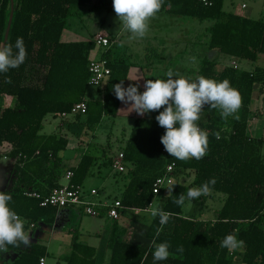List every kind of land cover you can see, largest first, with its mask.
<instances>
[{"label":"trees","instance_id":"1","mask_svg":"<svg viewBox=\"0 0 264 264\" xmlns=\"http://www.w3.org/2000/svg\"><path fill=\"white\" fill-rule=\"evenodd\" d=\"M207 1L209 4L201 0H164L158 13L212 21L206 29V49L216 56L223 54L240 62H253L260 54L264 55L263 19L226 12L224 0ZM86 4L92 8L101 5L113 8L112 0H12L13 16L6 43L14 46L16 39L22 37L27 57L19 67L0 73V98L13 100L11 105L0 103V149L8 145L7 151H0V158L6 156L19 161L14 165L11 186L0 191L12 196L9 207L27 221L25 230L29 222L51 224L57 210L41 206L40 199L25 196L24 189L31 187L45 195L58 187V152L66 148L68 140L60 134H44L40 130L47 114L68 113L74 103L84 99L89 53L95 44L92 40L64 42L61 35L68 18L78 14L76 8ZM10 11L11 0H0V44L4 42ZM110 55L108 51L102 54L110 69L102 99L86 100L83 114L89 126L98 124L104 116H115L118 110L120 100L113 85L120 80L125 83L130 64ZM217 62V57L204 55L198 76L217 81L228 79L242 96L241 114L238 119L233 116L222 119L219 109L205 106L198 121L199 127L209 134L205 157L181 161L164 155L160 137L165 129L156 121L157 115L137 117L121 147L128 181L118 197L121 205L118 209H147L154 197L152 183L169 163H174V172L191 175L188 183L174 182L172 194L160 196L157 207L172 213L167 224L161 226L157 216L143 231L152 243L168 241L172 255L164 261H154V244L149 248L133 244L128 240L126 228L116 226L106 242L107 264H233L237 250L221 247L228 234L244 241L242 264H264V139L247 132L254 85L258 84L259 93L264 92V67L241 69L225 65L217 70ZM38 68L43 71L40 77H37ZM5 77H10L12 82L5 83ZM94 159L91 154H82L77 165L70 169L69 184L80 186L90 174ZM211 178L216 179L211 194L221 195L222 201L214 210L213 220L193 214L184 217L181 214L184 204L177 205L174 200ZM157 229H161L159 236ZM179 245L183 246V253L176 252ZM70 246L65 264L95 263L94 249L78 242L75 235ZM9 250L20 252L11 264H37L38 258L46 255L45 246L38 243L20 248L9 246Z\"/></svg>","mask_w":264,"mask_h":264},{"label":"rangeland","instance_id":"2","mask_svg":"<svg viewBox=\"0 0 264 264\" xmlns=\"http://www.w3.org/2000/svg\"><path fill=\"white\" fill-rule=\"evenodd\" d=\"M242 3L246 5L245 8L241 7ZM262 5L264 6V0H224L223 10L226 12H237L252 18L262 17V19H264V13H261V10L263 9ZM76 10L79 11L78 14L72 15L68 18V24L64 31L68 32V34L75 32L80 36L79 38L84 39L95 38L97 33L108 35L111 44L106 51L109 52L110 50V54L113 58L123 59L128 63H132V66L135 65V68L139 67V69L142 70V73H144V81L145 79H166L167 77L165 73L169 68L181 75L195 79L198 76L197 70L200 66V60L204 55L217 57L218 62L215 66L217 70L225 65H235L237 68L241 69H251L254 66L264 67V55L262 54H260L253 62L237 61L235 63L234 60L228 61V58L226 59L219 57V55H213V52L207 50L206 42L208 39V33L206 29L212 24V21L209 20L200 21L193 17L177 16L166 12H160L150 21V30L146 37L143 39L132 40L129 39L130 34L121 28L113 8L108 7L107 5L92 8L90 4H86L78 6ZM65 37L66 34L63 38L65 39ZM192 57H195V62L192 61ZM152 65L157 68L151 70L150 67ZM36 72L37 77H40L43 74V71L40 68H38ZM258 88V84H255L250 109L247 114V132L250 136L261 137L264 139V92L259 93ZM91 92L93 93V97H95L97 96L98 90L94 86H89L87 96H92L90 95ZM10 101L13 102L12 99L5 96H1L0 98V103L2 105H11ZM240 114L241 108L236 115L240 116ZM112 119V117H108L102 122V124L96 127L82 124L81 126L75 127L71 133L70 131L65 130V132H67L66 137H68L66 153L69 154L70 152H76L80 155L87 151L88 153L94 154L98 151L97 147H95L97 146L96 144H100L110 133L118 136L120 139V119ZM128 122L130 121H127V124ZM61 124H63L62 118L47 114L42 121L41 132H62L56 130ZM90 137L93 139V144L89 150L86 149L84 151L88 146L86 142ZM79 143L80 145L78 146ZM7 149L8 145H5L0 151L3 152ZM112 150H116L115 145L112 147ZM262 152L264 154V145ZM12 167L13 160L11 158L2 157L0 159V189H8L11 186L12 183L9 182L12 180V177L10 176H13ZM118 176L119 175L114 170L109 171L106 169L104 177L107 189L104 190V192L102 190L100 191L99 196L101 199L104 200L107 198V201H111V198L118 193L119 189H116L115 182L117 179L121 180V183L123 182V177L121 176L119 178ZM190 178V174H178L173 171L169 177H166L164 187L160 189V193L157 195L158 197L156 196L158 198L157 200L159 201L160 196L163 197L168 193L167 188L174 182L188 183ZM93 179L95 180L93 186L103 189L101 188L103 179L98 178V176H95ZM121 183L118 182L120 186H122ZM84 188L89 190L90 184L87 183ZM88 199L91 201L97 200L95 196H90ZM221 204L220 195L210 193L204 196V200H202V196L196 200L188 199L182 206L181 214L184 216H190V214H193L196 215L197 218H209L208 221H211L210 218H212L213 211L219 208ZM73 209L75 212H80L82 217V228L89 223L91 230L97 231L100 229L99 225L102 223V220H104L102 219L103 217H100V215L88 216L84 214L80 208L73 207ZM138 213V211H127L123 216L122 221L126 222L129 219L128 217H137L138 215L148 217L149 220L151 219L150 214ZM201 213H206L208 216L203 217L201 216ZM77 222L78 221L72 222L70 226L76 228ZM81 231L80 228V232ZM83 232L84 231L79 235L80 240H83L85 237V235L83 236ZM53 233L49 241L50 244L47 248L45 264H63V261L58 259V250L68 247L71 232L65 229L64 232L57 235L56 232L55 234ZM242 251V247L237 249L233 264H242L240 262ZM2 255L3 253H0V264H7V261H5L6 258L4 259ZM56 261H58V263ZM98 263L101 264L100 261ZM103 264H106V261Z\"/></svg>","mask_w":264,"mask_h":264},{"label":"clouds","instance_id":"3","mask_svg":"<svg viewBox=\"0 0 264 264\" xmlns=\"http://www.w3.org/2000/svg\"><path fill=\"white\" fill-rule=\"evenodd\" d=\"M164 0H112L114 12L121 28L130 34L129 39H143L150 30V21L161 10ZM15 48V51L13 50ZM27 51L22 37H18L15 45L0 44V73H7L9 69L19 67L24 63ZM195 62V57L191 58ZM166 79H145L143 88L139 91L140 79H132L137 83L124 86V80L113 85L116 98L129 105V112L135 111L138 115H144L150 111H159L155 117L159 126L164 128V134L160 137L166 152L175 159L188 161L200 160L208 154V132L199 127L200 114L205 106L219 109L222 119L236 115L242 106V96L234 88L228 79L217 81L204 76L195 79L181 75L169 68L165 73ZM129 80V79H128ZM11 78L5 77V83L10 84ZM215 178L204 182L200 187L189 188L186 196L179 194L174 200L177 205H183L185 199H197L202 195H208ZM171 184L168 195L172 194ZM12 196L8 192L0 191V253L9 251V246L20 248L21 245H31V235L25 230L27 221L9 207ZM151 217H159L161 226L167 224L172 213L154 207ZM161 229H157L159 236ZM154 244L152 253L154 261H164L169 258L170 243L164 241ZM244 245L243 240H238L235 234L226 235L221 241V247L229 251H235ZM182 245L177 246L176 252L183 253Z\"/></svg>","mask_w":264,"mask_h":264},{"label":"crops","instance_id":"4","mask_svg":"<svg viewBox=\"0 0 264 264\" xmlns=\"http://www.w3.org/2000/svg\"><path fill=\"white\" fill-rule=\"evenodd\" d=\"M242 4H244V3H242ZM242 4H241V7H242ZM245 7H246V5H245ZM245 7H242V8H245ZM262 8L263 9L261 10V13H264V6L263 5H262ZM235 13H237V12H235ZM238 14H240V13H238ZM242 15H244V14H242ZM260 18L262 19V17H260ZM64 30H63L62 35H61V40L64 42L88 41V40L93 41V39H94V38H91V39L79 38L80 36H78L77 33L74 32V33L68 34V32H66ZM65 34H66V37L64 39L63 37ZM98 34L99 33H97L96 35H98ZM103 53H104V51L101 48L95 46L94 49L90 51L89 58H98V57L102 56ZM109 54H110V50H109ZM214 54L215 53H213V55ZM219 57L226 58V59L228 58V61L234 60L235 63L238 61L235 58H232L230 56L223 55V54L219 55ZM110 58L115 59L111 55H110ZM129 64H130V67L128 69V74H127V78L125 80L124 86L127 87L130 83H132V84L137 83L136 81H130L132 79H140L138 81L139 91L142 92L144 90V88H143L144 73H142V70L139 69V67L135 68L134 67L135 65L132 66V63H129ZM156 68L157 67L156 66L153 67V65L150 67L151 70H155ZM104 85H105V83H103L101 85V87H97L95 85H88V87L89 86L96 87V89L98 90L97 96L93 97L92 92L90 93V95H92V96H87V90H88V87H87L85 94H84V100L102 99V91H103ZM8 104H10V103H8ZM11 104H12V102H11ZM128 107H129V105H126L120 101L116 115L115 116H108V117H112L113 118L112 120H114V118L120 119V122H121L120 123V125H121V131H120L121 138L119 139L118 136L110 133L107 137H105L103 139V141L100 144H96L97 146H95V147H97L98 151H96L94 154L88 153L87 151L82 153V154H84V153L91 154L95 158L93 165L90 169V174L84 179L83 183L80 185V191L83 194L85 199H88L90 196H95L99 202H101L102 204H106V205H110L113 200L118 199L120 193L124 190V187H125L128 179L124 175V172L126 170L124 172H118L112 168L111 159L113 158L114 155H116V153L119 150H121V147L123 146L125 140L127 139L129 132H130V130L134 124V121L137 117H147V116H151V115H158L159 111L163 110V108H161L160 110L150 111L149 113H146L144 115H138L135 111L129 112L130 109H128ZM59 117L62 118L63 124H61L59 126V128H56V130H60L62 132H54V131L49 132V133L44 132V131L41 132L42 128H41L40 132L44 133V134H51V133L52 134L53 133L54 134H60V135L64 136L65 138H67V140H68V137H66L67 132H65V130L70 131V133H71L75 129V127L81 126L82 124H84V125L86 124L85 123V117L86 116L83 113L70 114V115H67L65 117H62L59 115ZM108 117L104 116L98 124H92V125H90V127H96V126L102 124V122ZM127 121H130V122H128V124H127ZM86 126H89V125L86 124ZM84 131H86V130H84ZM92 141H93V139L91 137L87 140L86 144L88 146L84 149V151L86 149L87 150L90 149V147L93 144ZM79 145H80V143L78 144V146ZM114 145L116 147L115 151L112 150V147ZM67 146H68V143H67ZM67 146H66V148H67ZM66 148L64 150L58 152V156L60 157V165H59V170H58L59 178L57 181L58 186L59 185H65L68 182V179L65 177L66 170H70L72 167L76 166L81 155H82V154L78 155L76 152H74V153L70 152L68 154V153H66ZM5 151H7V150H5ZM163 154L169 155L165 149L163 150ZM3 157H6V156H3ZM8 158H10V157H8ZM11 159L13 160V167H12V175L13 176H10V177H12V180L9 183H12L13 179L15 178L14 173L16 171V168L14 167V165L18 164V162H19L17 160L18 158H11ZM123 165H124V167H126L124 162H123ZM106 169H108L109 171L114 170L115 172H117V174L119 175L118 176L119 178L121 176L123 177L122 183H121V180H118V179L115 182V187H116V189H119V191L113 198H111L112 199L111 201H107V198L103 200L99 196L101 190L104 192V190L107 189L106 188L107 186H105L106 180L104 177V172L106 171ZM95 176H98V178L103 179L104 182L102 181V183H101V188H103V189H100V187H94L93 186V183L95 181L93 178H95ZM118 182L121 183L122 186H120V184H118ZM38 183L41 184V181H38ZM87 183L90 184L89 190L84 188ZM91 190H95L97 193L91 194ZM158 194L154 195L153 200L147 209H135V208H127V207H123V208L118 209V217L116 219L108 217L107 213L105 211L102 212L100 217H103L102 219H104V220H102V223L99 225L100 229H98L97 231L91 230L89 223L87 224V226L85 225V227L82 228L81 227L82 217L80 215V212H75L73 207L72 208L66 207V208L57 209L55 214L53 215L54 218H53V221L51 224H47V223H43V222H37V223L29 222L26 231L30 232L31 243H38V244L44 245L46 248V253H47V250H48L47 248H48V245L50 244L49 241H50L52 233L54 232L53 234H55V232H56V235H57L61 232H64L65 229H67L68 231L71 232V238H72V235H75L78 242L86 244V245H88L94 249V251H95V254H94L95 263L94 264H99L98 263L99 261L101 262V264L105 263V261H106V264H107V261L109 258V248L106 246V242H107L109 236L111 235V233L113 232V230L115 229L116 226L118 229L119 228L120 229L126 228L128 240L133 244H140V245L148 247V248L153 244L152 240L145 238L144 234H143V231H145L147 229V227L150 224L153 217H151V219L149 220L148 217L139 216L138 214L139 213L150 214L151 210L154 207H157V205L159 203V201L157 200ZM220 198H221V195H220ZM88 200H90V199H88ZM127 211H131V212L132 211H134V212L138 211L139 213L137 214L138 215L137 217H135V216L134 217H128L129 218L128 221L124 222V221H122V218L127 213ZM88 216H90V215H88ZM201 216L207 217L208 215L206 213H201ZM213 217H214V211L212 213V218H210L211 221L213 220ZM202 219L209 220V218H202ZM75 221L79 222V223L77 222L76 228L70 226L71 223L75 222ZM120 222H121V224H120ZM30 224H32V226ZM80 228L82 231H84L83 236L85 235V237L83 240L79 239V235L82 233V231L80 232ZM71 238L69 240L67 248L64 247V249L58 250V254H59L58 259L62 260L63 264H65L64 257L71 252V246H70ZM19 254H20V252L9 250L8 252L3 253L2 256L4 259L6 258L5 261H7V264H11V262L13 260H15L19 257ZM4 259H3V261H4ZM56 262L58 263V261H56Z\"/></svg>","mask_w":264,"mask_h":264},{"label":"built area","instance_id":"5","mask_svg":"<svg viewBox=\"0 0 264 264\" xmlns=\"http://www.w3.org/2000/svg\"><path fill=\"white\" fill-rule=\"evenodd\" d=\"M204 4H209L207 0H201ZM242 7H245L242 4ZM96 47L102 48L106 51L111 44V40L107 35L98 34L93 39ZM233 67H236L233 65ZM89 79L88 85H95L101 87L103 83L109 77L110 69L108 67V60L100 56L98 58H90L88 63ZM86 109V100H81L73 104L71 110L63 112L60 116L65 117L70 114L84 113ZM123 152L119 150L116 155L111 159V166L118 172H124L126 169L123 165ZM174 170V163H169L164 167L163 173L157 176L152 183V193L154 195L160 193V189L165 184L166 177H169ZM72 175L70 170H66L65 177L68 182L65 185H59L58 187L51 188L45 195L40 194L38 191L31 187L24 189V195L28 197H34L40 199L41 206H51L56 209L66 208V207H76L80 208L84 214L90 216L101 215V209L106 208L105 212L107 216L113 219L118 217V208L121 207L119 200L115 199L110 205L102 204L98 200H88L85 199L80 191V186L69 184V179ZM95 190H91V194H96ZM32 226V224H30ZM45 256H40L38 258L37 264H45Z\"/></svg>","mask_w":264,"mask_h":264},{"label":"water","instance_id":"6","mask_svg":"<svg viewBox=\"0 0 264 264\" xmlns=\"http://www.w3.org/2000/svg\"><path fill=\"white\" fill-rule=\"evenodd\" d=\"M12 16H13V11H12V0H11V11H10V14H9L8 25H7V28H6V31H5L3 44L6 43V40H7V37H8V32H9V28H10V25H11Z\"/></svg>","mask_w":264,"mask_h":264}]
</instances>
